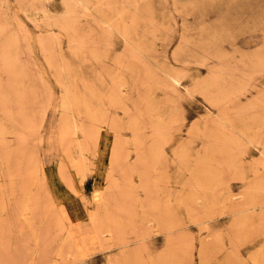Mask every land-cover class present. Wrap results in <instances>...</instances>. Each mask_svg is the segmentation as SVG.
<instances>
[{"label": "rangeland", "instance_id": "1", "mask_svg": "<svg viewBox=\"0 0 264 264\" xmlns=\"http://www.w3.org/2000/svg\"><path fill=\"white\" fill-rule=\"evenodd\" d=\"M0 264H264V0H0Z\"/></svg>", "mask_w": 264, "mask_h": 264}, {"label": "bare ground", "instance_id": "2", "mask_svg": "<svg viewBox=\"0 0 264 264\" xmlns=\"http://www.w3.org/2000/svg\"><path fill=\"white\" fill-rule=\"evenodd\" d=\"M222 28H224V27H222ZM229 95V94H228ZM112 98H114V97H112ZM93 116V115H92ZM96 118V117H95ZM101 130V129H100ZM101 132V131H100ZM99 132V133H100ZM98 133V134H99ZM102 133V132H101ZM100 133V134H101ZM97 134V133H96ZM97 134V135H98ZM99 136V135H98ZM96 138V137H95ZM103 138V137H102ZM100 140H102V139H100ZM102 142V141H101ZM100 143V142H99ZM101 145H102V143H101ZM100 148H101V146H100ZM111 168H112V166H111ZM83 184H81V186H82ZM83 188V187H82ZM102 189V188H101ZM104 190V189H103ZM86 205H87V208L89 209V210H91V211H95V210H97V206H92L91 204H90V202L89 201H86ZM84 207V206H83ZM85 210V209H84ZM108 232V231H107ZM110 232V231H109ZM72 238H73V236H72ZM75 244H76V242H75Z\"/></svg>", "mask_w": 264, "mask_h": 264}]
</instances>
